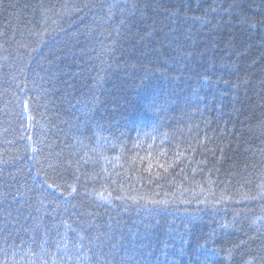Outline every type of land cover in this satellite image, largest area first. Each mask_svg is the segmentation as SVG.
<instances>
[{"label": "trees", "instance_id": "1", "mask_svg": "<svg viewBox=\"0 0 264 264\" xmlns=\"http://www.w3.org/2000/svg\"><path fill=\"white\" fill-rule=\"evenodd\" d=\"M260 185L264 0H0V264H264Z\"/></svg>", "mask_w": 264, "mask_h": 264}, {"label": "snow or ice", "instance_id": "2", "mask_svg": "<svg viewBox=\"0 0 264 264\" xmlns=\"http://www.w3.org/2000/svg\"><path fill=\"white\" fill-rule=\"evenodd\" d=\"M149 109L150 110H152V108H151V106H149ZM145 135H147V136H151L152 134L151 133H145ZM181 154L180 153H177V156H180ZM118 159V158H117ZM133 163H135V161H133ZM175 163V162H174ZM171 166V165H170ZM160 167L161 168H163L164 169V171L166 172L168 169L167 168H165V166L163 165V164H161L160 165ZM260 187L262 188V192H261V196H264V185H260ZM73 191H74V189H73ZM256 197H254L253 199H255ZM151 203V202H150ZM159 203H161V204H166L167 203V201H162V202H159Z\"/></svg>", "mask_w": 264, "mask_h": 264}]
</instances>
